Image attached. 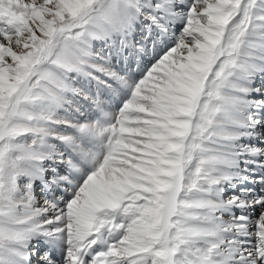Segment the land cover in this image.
<instances>
[{"label":"snow or ice","instance_id":"6c2138e0","mask_svg":"<svg viewBox=\"0 0 264 264\" xmlns=\"http://www.w3.org/2000/svg\"><path fill=\"white\" fill-rule=\"evenodd\" d=\"M0 264H264V0H0Z\"/></svg>","mask_w":264,"mask_h":264},{"label":"rangeland","instance_id":"374dc122","mask_svg":"<svg viewBox=\"0 0 264 264\" xmlns=\"http://www.w3.org/2000/svg\"><path fill=\"white\" fill-rule=\"evenodd\" d=\"M95 46H96L97 49H99V47H100L99 43H97ZM115 62H116V61L113 60V63H114V64H115ZM146 62H147V61H145V63H146ZM143 66H144V65L142 64L141 67H143ZM38 190H41L39 186H37L36 192H37ZM36 195H37V197L39 196L37 193H36Z\"/></svg>","mask_w":264,"mask_h":264}]
</instances>
